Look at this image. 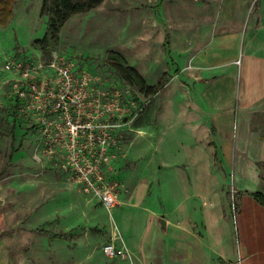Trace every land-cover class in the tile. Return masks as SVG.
Returning a JSON list of instances; mask_svg holds the SVG:
<instances>
[{"label":"rangeland","instance_id":"obj_1","mask_svg":"<svg viewBox=\"0 0 264 264\" xmlns=\"http://www.w3.org/2000/svg\"><path fill=\"white\" fill-rule=\"evenodd\" d=\"M220 1L103 0L96 8L71 16L60 28L49 61L56 67L68 66L76 86H80V122L95 132L94 149L98 147L97 140L105 138L102 155L92 150L75 157L80 161H86L87 155L92 161L98 158L99 170L116 185L117 202L106 209L84 192L71 168L69 138L62 136L64 120L57 118L51 125H37L15 101V74L4 66L9 61L29 67L46 62L33 41L43 37L47 18L39 14L41 0H13L11 15L0 25V264H141L145 257L128 246L124 234L127 213L136 217L138 211L152 218L144 226L139 219L138 223L130 221L128 227L132 231L147 227L156 234V250L147 258V264H161V248L171 252L170 260L164 264L182 260L184 249L171 251L168 234L162 232L158 222L167 215L171 228L179 225V220L171 218L172 209H167L158 177L163 170L157 154L160 120L173 92L187 90L186 82L178 75L187 78L193 64L192 58L175 55L173 44L189 31L194 35L201 27L196 20V15L203 12L200 7L210 8L212 20L206 27L215 25L213 18ZM224 1L223 16L234 17V26L241 27L237 35L223 39V56L210 54L206 64L229 62L228 67L241 75L243 92L251 93L254 100L264 93V0ZM173 14L180 18L183 31L175 25ZM210 49L214 51L213 46ZM108 55L122 57L147 85L165 81L164 88L158 94L145 96L137 86L126 84L102 64L101 59ZM49 73L54 75L53 71ZM172 113L169 105L166 115ZM262 128L264 116L254 117L251 129L259 133L257 141L264 140ZM168 129L159 150L177 145L175 128ZM79 144L88 145L87 137L81 136ZM11 148H19L12 159ZM133 148L138 151L135 155ZM224 160L227 165L222 167L218 151L211 152V173L222 181L213 192L217 200L207 203L221 210L235 242L240 196L252 191L264 193V152L232 151L225 154ZM166 177L172 182L183 178L181 173ZM140 186L143 200L135 205L129 198ZM193 209L202 207L196 204ZM199 214L201 211L185 222L196 235L197 244L205 241ZM64 230V240H49L51 234ZM107 243L123 255L106 257L102 247ZM210 260L211 264H242L240 257L223 260L217 254Z\"/></svg>","mask_w":264,"mask_h":264},{"label":"crops","instance_id":"obj_2","mask_svg":"<svg viewBox=\"0 0 264 264\" xmlns=\"http://www.w3.org/2000/svg\"><path fill=\"white\" fill-rule=\"evenodd\" d=\"M224 4L225 1L221 0L217 5L216 17L213 18L216 23L209 27H206V23L212 20L210 8L200 7L203 12L196 15V20L201 27L196 29L194 35L189 29L187 36L173 44L175 55L179 58H192L193 62L187 78L178 75L186 82L187 90L182 93L173 92L171 99L165 102L167 108L170 105L173 113L172 116H167L166 108L162 114L159 130L161 133L157 142L158 160L163 165L158 177L168 202L167 209H172L171 218L179 220V225L171 228L167 215L159 218L158 222L162 232L168 234L171 251L180 252L184 249L185 256L177 264H211L213 254L231 261L240 257L242 264H264V205L254 199L252 194L256 191L240 196L235 221V242L231 236V226L223 218L221 210L216 205L210 206L207 203L209 200H217V195L213 192L215 186L222 181L219 176L211 173V152L218 151L222 167L227 165L224 158L229 152H264V140L257 141L259 133L251 129L253 118L264 116V93L261 92L260 96L252 100L251 93L243 92L241 75L228 67L229 62L206 64L210 54L214 57L223 56V39L228 35H237L236 32L241 27V24L234 26V17L223 16ZM172 19L180 31V18L173 14ZM212 46L214 51H210ZM177 71L179 72L178 68ZM170 126L175 128L173 138L177 145L173 149L159 150V144L164 141ZM185 135L188 136L187 141L183 139ZM261 135L264 136V131ZM132 152L135 155L138 151L133 148ZM170 173H181L183 178L169 181L166 176ZM142 200L143 188L140 186L131 194L129 201L138 205ZM201 201L202 204L198 203ZM97 203L99 204L98 201ZM196 204L202 209H193ZM198 211H201L199 215L203 218L205 238L199 244L195 241L196 235L189 225H185L186 219L197 216ZM127 214V225L124 226L126 242L131 249L145 257L141 264H147V258L153 256L156 250L155 231L147 227L132 231L128 222L138 223L140 220V225H143L152 216L142 211L136 212V217L134 214ZM160 219L165 220V228L160 226ZM66 233L65 230L53 233L49 240H64ZM57 234L60 237H54ZM160 252L161 264L165 260L168 262L170 250L161 248Z\"/></svg>","mask_w":264,"mask_h":264},{"label":"built area","instance_id":"obj_3","mask_svg":"<svg viewBox=\"0 0 264 264\" xmlns=\"http://www.w3.org/2000/svg\"><path fill=\"white\" fill-rule=\"evenodd\" d=\"M49 60L44 64L31 67L15 61L5 64V70L15 74L12 80L14 81L15 101L21 111L32 116L37 125L39 123L51 125L57 118L64 120L66 129L63 133L60 129L59 134L62 133V136L69 138L70 144L67 145V152L70 154L71 168L76 172L84 192L104 208L110 209L117 202L116 185L106 179L99 170V159L92 161L87 155L86 161H80L75 157L77 154L80 156L87 152L90 154L92 150L98 151L102 155L106 147L105 138L98 139V147L94 149L95 132L90 126L80 122L81 113L78 109L80 100L77 93L80 86H76L73 73L68 66L59 65L56 67L54 62ZM37 71L42 74L39 75L40 72ZM51 71L54 75H50ZM71 107H73L72 113L74 112L72 115L70 114ZM50 116L53 119L49 121ZM81 136L87 137L88 145L79 144ZM102 160L105 161L106 158H102ZM102 251L108 258L123 255V252L112 243L105 244Z\"/></svg>","mask_w":264,"mask_h":264},{"label":"trees","instance_id":"obj_4","mask_svg":"<svg viewBox=\"0 0 264 264\" xmlns=\"http://www.w3.org/2000/svg\"><path fill=\"white\" fill-rule=\"evenodd\" d=\"M13 0H0V25L6 23L11 15V4ZM103 0H41L39 14L47 18L46 31L42 38L35 39L33 43L41 50L45 61L51 56L52 49L56 46L58 32L62 25L73 15L86 13L97 6ZM102 64L113 70V72L126 84L135 85L145 96L158 93L164 86L165 81L160 80L156 85H147L140 74L132 67L127 66L119 55H108L101 59ZM19 148H11L9 158ZM254 199L264 205V193L256 191ZM54 237H60V234Z\"/></svg>","mask_w":264,"mask_h":264},{"label":"water","instance_id":"obj_5","mask_svg":"<svg viewBox=\"0 0 264 264\" xmlns=\"http://www.w3.org/2000/svg\"><path fill=\"white\" fill-rule=\"evenodd\" d=\"M100 204V203H99ZM101 205V204H100ZM160 226L162 227V228H165V226H166V222H165V220L164 219H160Z\"/></svg>","mask_w":264,"mask_h":264}]
</instances>
